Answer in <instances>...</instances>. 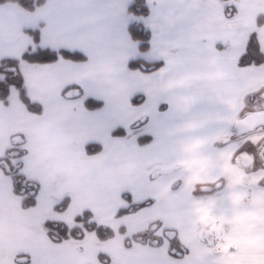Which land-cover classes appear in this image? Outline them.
Instances as JSON below:
<instances>
[{
  "label": "snow or ice",
  "instance_id": "1",
  "mask_svg": "<svg viewBox=\"0 0 264 264\" xmlns=\"http://www.w3.org/2000/svg\"><path fill=\"white\" fill-rule=\"evenodd\" d=\"M45 7L47 27L34 24L33 36L18 56H0V65L7 64L0 70L9 73L0 79V96H7L10 86L27 90L31 77L34 95L29 94L24 111L36 117L42 139L62 138L103 123L102 136L84 141L85 154L96 153L103 145V154L92 161L90 171L152 159L136 178L158 179L159 183L141 199L130 201L128 206L135 205L139 211L160 208L176 214L189 208L192 223L198 225L203 206L213 217L238 213L241 209L233 203V194L243 191L248 193L245 200L253 194L259 197L264 214V177L251 184L231 183L216 155L217 145L229 141L211 139L221 113L229 110L231 89L247 79L250 69H264V52L251 34L244 38L243 50L231 29L205 36L200 27V13L206 7L202 0H180L179 5H172L171 0H151L150 4L130 0L128 7L148 15L124 22L126 38L108 25L96 27L95 19L68 23L72 6L66 0H46ZM61 23L65 26L59 27ZM143 32L147 40L141 39ZM11 43L0 38V49ZM215 73L219 76L210 79L209 74ZM255 92L261 93L260 103L253 107L264 111V92ZM71 99L79 101L80 111L61 117L59 110ZM129 109L135 117L113 126L114 112ZM197 137H203V143ZM133 145L140 151L130 152ZM249 146L245 141L238 151ZM200 158H204L202 165L192 163L170 177L163 175L181 161ZM38 163L42 170L49 164L45 159ZM222 239V232H210L183 245L187 253L177 255L187 264H219L216 252L199 259L193 253Z\"/></svg>",
  "mask_w": 264,
  "mask_h": 264
},
{
  "label": "crops",
  "instance_id": "2",
  "mask_svg": "<svg viewBox=\"0 0 264 264\" xmlns=\"http://www.w3.org/2000/svg\"><path fill=\"white\" fill-rule=\"evenodd\" d=\"M202 2L208 8L206 12L201 11V20L209 22V26L213 27L215 33L224 34L225 31L229 29L233 31L236 30L239 25L235 26L234 22L239 21L241 17L244 19V22H247L248 20L249 16L247 13L239 14L236 18L233 16V14H235L234 12L228 13L227 5L224 4V0L221 8L223 16L220 20V0H202ZM66 3L72 6V10L67 14L66 18L68 23H80L84 20L95 19L97 21L96 27L103 28L105 25H108L110 28L118 29L119 32L126 38V34L123 33L124 22L120 20L121 24H118L116 17H112L100 10L99 7L103 5L102 3L95 1L90 4L85 1L83 2L82 0H66ZM243 3L244 2L240 0V9L243 8ZM171 4L179 5L180 1L171 0ZM95 8L99 9L100 11H97ZM41 9L42 6L30 12L23 9L16 2L0 3V38L6 41H12L11 44H6L5 47L0 49V56L19 55L24 46L30 42V38L32 37V34L27 31V28H33L34 24L36 23H39V25L43 28L47 27L48 16L42 19L39 18ZM43 11L47 12L45 8H43ZM257 12L255 14H257ZM208 15L213 16L211 21H209L207 18ZM127 20L128 19H126L125 22ZM218 25L219 29L217 28ZM64 26L65 25L63 23L59 25V27ZM48 39L49 38L46 31V42ZM203 42L206 43L205 41ZM241 47L240 49L243 50V47ZM22 67L26 68V64L22 65ZM249 71L250 75L247 77V79L238 88L231 89L233 106L231 103L229 110L227 112L221 113L220 121L218 123V125H220V136H215L212 138L213 140L219 141V138L221 139L222 137L229 136L228 133L229 131L231 132L232 124L236 118L245 114L244 112L256 110L254 107L250 108L249 106H247L249 109L246 110L247 107L240 106V102H234L235 97L237 95L240 96L244 90L251 89L256 82L264 81L258 80L264 79V69L256 68L250 69ZM213 76L218 77L219 73L209 74L210 79L213 78ZM29 88L32 89L31 77L29 78L27 92L34 94V92H32V90ZM259 89L262 90V87ZM17 90L18 94L16 97L14 96V104L11 103V100L8 104H5L0 99V157L4 155L5 151L9 147L26 140L28 151L24 171L30 177L39 180L41 187H43L45 184L47 186V190H49L51 193L54 192V194H60V197L56 195L55 198H61L66 194H71L72 207L74 210L79 211L85 208L100 209L105 222H110L111 224L118 226L125 224V218L121 219V217H118V219H114V215L118 216L117 213L124 205L122 194L126 191L131 192L134 198L139 200L157 187V184L159 183L158 179L136 178L139 169L149 166L151 163H153V160H133L124 164L108 166L95 172L90 171L92 161L99 158L98 154L102 155L103 151L93 156L84 155V151L80 145L82 137L80 130L73 133L72 135L62 138L42 139L43 133L38 126L36 117L31 115L30 112L24 111L25 103L20 96L18 88ZM251 93L252 100H255L261 95L260 92ZM66 105L59 110V115L61 117L66 115H74L80 111H73L71 106ZM241 109L244 110L241 112ZM37 140H39V143L36 142ZM197 141L203 143L204 139L201 138L199 140L197 137ZM227 141H229L227 145H217L218 151H220L221 167H223L225 163L230 160V158H232L233 161H236L240 156L246 153L251 154L259 152L262 147H256V144H259L260 141H264V133H262L259 138L256 139V141H254L253 138H247L246 136L242 137L241 139H228ZM245 141H247L250 146L238 151L240 146L244 144ZM129 151L135 153L140 151V149H137L133 145L129 148ZM40 159H45L49 162L47 167L43 170L38 163ZM179 168L180 167L178 166L175 171H177ZM175 171L163 175L165 177H170L175 173ZM1 185L5 186L0 188L1 199H6L7 197H11L13 195H20L14 192V179L9 175L3 174L0 164V186ZM41 190L42 188H40V191ZM203 209L204 210L201 211L198 216L199 221H202V219L208 214L207 206H203ZM137 213L138 215L141 213L139 216L140 218H145L146 216L151 220H155V223L158 226L164 224L166 226L177 227L179 229L182 228L184 230L196 228V224H193L191 221V209L189 208L183 209L176 214H169L168 212L157 208L149 209L148 211L137 210L134 211L132 215ZM31 219V216H28L26 220L17 218L8 219L0 216V246L4 247L5 249H13L24 256H32L41 254L45 255L46 252L49 253L54 251L55 248L59 247L56 244H65L67 247L69 245H73L71 241L60 243L52 242L44 227L35 225V222H33ZM228 219L232 220L233 216H229ZM227 238H234L233 233H230L229 231ZM109 241L110 242L107 241V243L103 244V247L107 249L106 252L109 251L111 254H114L113 252H121L125 250L123 238H120V240L119 238H113ZM140 243L142 245L136 244V246L140 245V247L136 248L139 250L134 252L139 259H137L134 264L181 263L176 262L177 259L168 256L163 250H160L162 247L148 246L145 242ZM238 248L239 251H236V253H242L244 250L246 251V244L242 242L241 246ZM4 252L0 250V255H3ZM60 252L65 256L64 249L60 250ZM88 252L90 253V250ZM156 252L163 254V256L155 260L154 253ZM24 259H26V257ZM79 260L80 256H77L75 263L72 264H80ZM46 263L60 264L59 261L51 260H46ZM0 264L7 263L3 260H0ZM16 264L38 263L33 261L26 262L25 260L24 262L19 260ZM115 264L129 263L123 261Z\"/></svg>",
  "mask_w": 264,
  "mask_h": 264
},
{
  "label": "rangeland",
  "instance_id": "3",
  "mask_svg": "<svg viewBox=\"0 0 264 264\" xmlns=\"http://www.w3.org/2000/svg\"><path fill=\"white\" fill-rule=\"evenodd\" d=\"M82 1L88 2L90 4H92L95 1L102 3L103 5L100 6L99 9L112 17H116L118 20V24H121L120 20L125 22V20L129 19L130 17H134L138 15H144V16L148 15L147 12L144 13L134 12L130 7H128L130 0H82ZM224 1H225L224 3L225 5L230 6L229 12L235 13L233 14L235 18L238 17L239 14H243V13H247L249 16L248 20L246 19L247 22H244V19L242 17L239 21L234 22L235 26L239 25L238 28L236 27L237 29L234 30V32L236 34V39L240 44V47L241 46L243 47L244 38L248 34H251L252 39L256 44V47L261 52H264V23L259 24V19H260L259 16L264 14L263 12L264 0H242L244 2L243 3L244 6L241 9H240L241 7L240 0H224ZM148 2L150 4L151 0H148ZM45 4L46 2H44L41 5L42 9L39 13L40 19L47 17L46 14L47 12L43 11V8L46 9ZM222 5H223V0L222 1L220 0V20L223 16V13L221 12ZM137 7L139 8L140 5H137ZM207 8L208 7H204L201 11L206 12ZM95 9L97 11H100L97 8ZM256 12L257 14H255ZM177 14H179V9H177ZM212 17L213 16L211 15L207 16L209 21H211ZM201 21L202 23L200 27L202 28L201 30L203 31L205 36L210 34H218L214 32L215 30H213V27L209 26V22L205 20H201ZM149 23H151V21H149ZM217 28L219 29V25L217 26ZM219 35H222V33H219ZM145 38L144 39L141 38V39L147 40V37ZM204 41L207 43V39H205ZM128 43L134 47V41L129 40ZM257 56H259V53H257ZM161 63H163V61H161ZM258 80H264V79H258ZM260 87H262L261 92H264V81L256 82L251 89L244 90V92H242L240 96L237 95L235 97L234 102L236 103L240 102V106H245L246 103L247 106L253 108L254 105L260 103L259 96L255 100H252V94L245 97V93H251V92L254 93L255 90L259 89ZM30 90H32L33 92V89ZM17 92H18L17 88L12 86V92L10 96V100L12 104H14V100H15L14 98L18 94ZM28 94L30 93L28 92ZM231 103L233 106L232 98H230L229 106ZM66 106H71V109L73 111L80 110V104L77 99L69 100ZM217 107L219 108L220 106ZM249 107H247L246 110L249 109ZM135 115L136 113L131 109L117 110L113 114V126L126 124L130 120H132L135 117ZM136 127L137 124L135 123L132 124L133 129H135ZM263 130L264 129L260 128L258 130L249 132L244 136H246L247 138H253V140L256 141V139L259 138L262 132H264ZM105 131H106V126L103 123H96L91 127L80 129L82 135L80 145L82 149L85 140L94 136H102L105 133ZM219 131H220V125H218L217 123L214 126V132L211 139L214 138L215 136H220ZM231 136H233V133H231ZM231 136L222 137L221 139L219 138V141L228 140V138H230ZM242 137H239V139H241ZM201 138L204 139L203 137H198L199 140ZM84 155H86L85 152ZM216 155L219 160L220 170L228 176L229 181L231 183L237 185L251 184L259 180L261 177H264V170L262 171L257 170L256 172L255 163L252 160L248 159L246 154L240 156L236 161H233V159L230 158V160H228L223 167L220 166V151H217ZM203 162H204V158H200L198 161L190 159L187 161L179 162L177 166L181 168V167H186L192 163H199L202 165ZM3 187L5 186L4 185L0 186V188ZM41 188L42 190L39 191L37 195V197L39 198L38 203L33 204L35 206L29 204L30 202L29 197L32 195V192H34L35 190L34 184L32 182L26 181V183L22 187L23 193L21 195L18 196L13 195L11 197H7L6 199L0 198V216L8 219L17 218L22 220L23 219L26 220L28 216H31L32 217L31 220L35 222V225L43 226L44 229L46 227L45 223H47L50 220L51 222L49 223L51 224V226L52 225L56 226L55 228L56 232H59L57 228L60 229V227L63 228L64 226H65L64 228H68L66 240L62 242L71 241L73 245H69L67 247V245L65 244L64 245L56 244L59 247L55 248L54 251L49 252L50 254L48 252L45 253L44 251L45 255L41 254V255H32V256H28V255L24 256L13 249H5L4 247L0 246V250L2 252L5 251L3 255H0V260H3L7 264H16L19 260L24 262L25 260L26 262L33 261L38 264H47L46 260L59 261L60 264L61 263L72 264L75 263L77 256H80V260H79L80 264H115L123 261L129 264L132 263L134 264L137 261V259H139L134 253L139 250L136 248L140 247V245L136 246V244H141L139 241L142 239L144 240L143 242H145L148 246H157L155 244L156 241L158 240L157 243H160L158 244L160 245L158 247H162L160 248V250H163L165 254L170 256L168 253V243L170 242L168 234L164 230L160 229V227L157 228L155 227V220H151L146 216L145 218H140L139 216L141 213H139V215L138 213L132 215L133 212L124 213L121 216L114 215L115 217L114 219H118V217H121V219L125 218L126 221L125 224L128 227L127 234L128 236H130V239L133 240L131 241L132 245L127 246L124 242V246H125L124 251L113 252L114 254H111L109 251L106 252L107 249L103 247V244L107 243V241L110 242L109 240H112L113 238H119L120 240V238L122 239V237L124 238V236H122L121 233H117L115 234L114 237L110 239L101 240L100 238H98V235L95 231L82 229L80 227L82 226L81 224L80 225L76 224L74 217L87 208L81 209L79 211L74 210L72 207L71 194H66L71 197V201L69 203L65 202L64 200V203H60L57 205V203L61 202L66 195H64L61 198H55L56 195L60 197L59 196L60 194H54V192L51 193L49 190H47V186L45 184ZM246 196H248V193L243 191L236 192L233 194V203L238 204L241 210L238 213L232 215L233 216L232 220L228 219L229 216L213 217L207 214L208 217H212V222L206 223L205 222L207 217L206 216L205 218L202 219V221L201 220L199 221V224L196 225V228L188 229V230H184L181 228L179 230V234L183 241V245H186L194 240H197L201 236L206 235L213 231L223 233V239L221 241L216 242L214 244H206L205 246L198 247L197 249H195L193 256L196 259H199L202 256H208L211 252H216L218 254L219 264H264V214H262L261 211L259 210V204H260L259 197L253 194L250 199L245 200ZM122 199L124 200L123 196ZM129 203L130 202H126V200H124L123 201L124 205L121 208L125 209L126 211L129 210L131 211L135 209L133 208L134 207L133 205L128 206ZM90 209H94L97 211L96 212L97 216L95 217V219L97 220L99 219L100 222L113 226L114 228H118L119 226H122V225L119 226L113 225L110 222L109 223L105 222L102 216V211L100 209H95V208H90ZM77 225L78 227H80V229L75 230L74 227H76ZM166 227H172V226H166ZM73 229L75 233L70 232ZM81 230H84V236L79 238L77 234L78 233L81 234ZM229 231L230 233H233L234 238H227V234ZM161 232L164 233L163 236L160 235ZM242 242L246 244V251L244 250L242 253L237 252L238 253L237 254L236 251L238 250H234V248L235 246L236 247L241 246ZM55 243H60V242H55ZM63 249L65 256L60 252V250ZM174 249H176L175 252L180 253L181 255L187 253L188 251L184 247L183 249L180 248H174ZM89 250L90 253L88 252ZM154 255H155V260L163 256V254L157 252L154 253ZM25 257L26 259H24ZM175 259H177L176 262H181L176 264H185V263L187 264V261L182 260L180 256H176Z\"/></svg>",
  "mask_w": 264,
  "mask_h": 264
},
{
  "label": "trees",
  "instance_id": "4",
  "mask_svg": "<svg viewBox=\"0 0 264 264\" xmlns=\"http://www.w3.org/2000/svg\"><path fill=\"white\" fill-rule=\"evenodd\" d=\"M10 1L18 3L23 9L30 11V12L36 10L44 2H46V0H0V3H5V2H10ZM228 9H229V6H228ZM259 17H260L259 24L264 23V14L260 15ZM32 29L33 28H27V31L30 32L33 36ZM147 36H148L147 32H143L141 35V38L144 39ZM3 67H7V64L0 65V68H3ZM8 75H9V73H7L6 71L0 70V79H4V77H6ZM18 89H19L20 96H21L23 102L25 104L30 103V101L28 99L29 94H28L27 90H25L23 88H18ZM11 92H12V86H10V90H9V93L7 96H0V99L5 104H8L10 102ZM27 151H28V149L26 146V140H23L21 143H16L13 146L9 147L5 151L4 155H2L0 157V164H1V169H2L3 174L9 175L14 179V182H15L14 192L16 194L21 195L23 193L22 187L24 186L26 181L32 182L34 184L35 190H34V192H32V195L29 197L30 198L29 204L33 205V204L37 203V194L41 188V183L39 180L32 178L29 175H27L26 172L24 171ZM101 151H103V145L97 147L96 153L87 152L86 155L92 156V155L98 154ZM21 174H23V175H21ZM122 196H123L124 200H126V202H130V201L134 200V196L131 192H124V194ZM64 200H65V202L69 203L71 201V197L69 195H66L61 202L57 203V205L60 203H64ZM129 211H126L125 209L121 208L118 212V216H121L124 213H128ZM96 212H97L96 210L90 209V208L83 210L82 212H80L79 214H77L74 217L76 224H79V225L81 224L82 226H80V227L82 229L95 231L98 235V238H100L101 240L110 239V238L114 237L115 234L121 233V235L124 236L126 245L127 246L132 245L131 241H133V240L130 239V236H128V234H127V230H128L127 225H122V226H119L118 228H114L113 226H110V225H107L103 222H100L99 219L98 220L95 219V217L97 216ZM49 222H51V221L49 220L47 223H45L46 224L45 230H46V233L48 234L49 238L53 242H62L64 240H66L68 228H64L65 226L63 228L60 227V229L57 228V230H59V232H56L55 231L56 226H53V225L51 226V224ZM80 227H78V225H77L74 228L76 230V229H80ZM165 229H166V232H167L169 240H170V242L168 243V253L171 256L176 257V256H178L177 252H174L173 249L174 248L183 249V241L181 239L179 231H177L176 228L165 227ZM70 232L75 233L74 229ZM77 236L79 238L83 237L84 236V230H81V234L78 233ZM173 237H175V238L173 239ZM67 239H69V238H67Z\"/></svg>",
  "mask_w": 264,
  "mask_h": 264
},
{
  "label": "water",
  "instance_id": "5",
  "mask_svg": "<svg viewBox=\"0 0 264 264\" xmlns=\"http://www.w3.org/2000/svg\"><path fill=\"white\" fill-rule=\"evenodd\" d=\"M233 128L235 130V137H240L249 132L264 128V111L251 110L247 112L235 120ZM176 167L168 168L164 173H170Z\"/></svg>",
  "mask_w": 264,
  "mask_h": 264
},
{
  "label": "flooded vegetation",
  "instance_id": "6",
  "mask_svg": "<svg viewBox=\"0 0 264 264\" xmlns=\"http://www.w3.org/2000/svg\"><path fill=\"white\" fill-rule=\"evenodd\" d=\"M256 147H262V148L257 153H251V154L246 153V155H247L248 159L252 160L255 163V169H256V172H257V170H261V171L264 170V141H260L259 144H256ZM209 221L212 222V217H208L207 216L205 222L207 223ZM155 227L157 228V227H160V226L156 225V223H155ZM162 230H164L166 232L165 228H163ZM140 241L143 242L144 240L142 239ZM157 241H156V245L160 244V243H157ZM234 250H238L239 251V248L235 246Z\"/></svg>",
  "mask_w": 264,
  "mask_h": 264
}]
</instances>
